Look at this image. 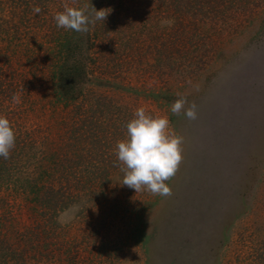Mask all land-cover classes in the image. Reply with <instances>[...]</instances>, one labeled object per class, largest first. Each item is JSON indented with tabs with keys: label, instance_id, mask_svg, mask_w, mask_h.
I'll use <instances>...</instances> for the list:
<instances>
[{
	"label": "rangeland",
	"instance_id": "374dc122",
	"mask_svg": "<svg viewBox=\"0 0 264 264\" xmlns=\"http://www.w3.org/2000/svg\"><path fill=\"white\" fill-rule=\"evenodd\" d=\"M27 3L23 18H0V46L13 44L8 69L19 82L11 108L40 138L31 168L56 161L44 180L65 176L72 186L56 213L30 191L0 186V248L15 255L7 264H264V0L236 18H196L186 34L174 32V18H150L154 0ZM65 3L108 14L87 33L66 30L54 20ZM131 11L138 17L127 18ZM62 38L69 50L58 51ZM60 65L80 66L84 99L61 94ZM177 94L195 102V120L171 113ZM78 103L87 107L90 169L65 146ZM139 106L167 115L183 137L171 196L122 184L115 145Z\"/></svg>",
	"mask_w": 264,
	"mask_h": 264
},
{
	"label": "trees",
	"instance_id": "16d2710c",
	"mask_svg": "<svg viewBox=\"0 0 264 264\" xmlns=\"http://www.w3.org/2000/svg\"><path fill=\"white\" fill-rule=\"evenodd\" d=\"M28 1L29 0H0V18H10V16H7L8 14L12 16L15 15L17 18H23L21 16L27 14L25 10L27 8L25 6L28 4ZM261 1L262 0H160L161 3H159L158 0H154V2L157 3H153V6H151L146 11L149 12L148 15L150 18H174V32H183V34H186L194 31L196 28L195 25L199 24L196 18H236L237 15L241 14V12L247 10L253 11L259 6ZM6 9L7 12H4ZM134 13V11H131V15L127 18H134L135 16L138 17L137 15H134ZM183 18L186 20L185 22H183ZM3 20L4 22L8 21L6 19ZM213 21L216 22L217 20L215 19ZM219 23L221 24L223 21L217 22L216 25L218 26ZM1 29L2 28H0V30ZM5 35V33L0 34L1 42L4 40ZM180 37L183 38V36ZM153 39H156V36H154ZM58 42V51H62L61 47L65 50H69L70 46L67 40L62 38ZM8 45L13 46V44L10 42ZM8 45L5 44L4 46H0V115H5L7 119H9L15 130L16 139L15 146L10 150L8 158L5 159L4 157L0 156V186L6 189L14 190L16 192L18 191L17 193L30 191L34 193L31 195V197L38 206H43L49 212L56 213L66 205L68 202L67 199H70V196H68V191L72 184L65 176L58 178L57 180L53 178L44 180V175L50 173L47 169H50L49 167H51L52 170L54 166H58L56 161H53L55 162L54 166L49 167L43 162L36 161L35 167H32V174L36 173L35 176L30 177V175H28L31 173L29 169H32L30 166L31 158H34L35 154L39 152L38 149H40L36 147L40 138L38 136L37 138L36 136H33V130L26 128L16 115L18 112L11 108L12 104L14 103L12 97L19 82L14 80L15 72L8 69V64L11 59L10 53L7 52V50H10ZM60 67L61 65L57 68L60 69ZM78 68H80L79 65H73L67 68L61 67V70H59L56 78L58 88L61 94L66 97H73L78 93L76 92ZM82 97L84 99L83 95ZM80 103L73 106V115L71 114L72 119L70 121L69 128L67 129L65 146L68 154L71 156L75 155L76 160L80 157V159L86 162L87 168H89L88 166L90 163L88 164V155H91V151H88L87 143H89L91 140L89 139L90 132L88 130V113L87 107ZM42 140L43 138L41 141ZM42 150H40L41 155L43 153ZM79 150L81 156L77 155ZM70 155L65 156L69 159V164L70 161H72V157ZM104 168L106 167L103 165L99 166L101 174L103 173ZM91 170H93V167H91ZM21 175L26 176L21 177ZM41 179H43L42 182L40 181ZM61 180H64V182H61ZM79 183L80 181H77L74 184L77 185ZM83 183H85V181H83ZM80 184H82V182ZM4 229L5 228L0 229V238H2V234L5 233ZM5 250V247L0 248V264H7L9 257L11 259L15 258L14 253L8 251L4 252Z\"/></svg>",
	"mask_w": 264,
	"mask_h": 264
},
{
	"label": "clouds",
	"instance_id": "9594fccd",
	"mask_svg": "<svg viewBox=\"0 0 264 264\" xmlns=\"http://www.w3.org/2000/svg\"><path fill=\"white\" fill-rule=\"evenodd\" d=\"M41 9L34 7L33 12ZM108 11L92 8L88 14V5L74 7L65 3L62 11H57L54 20L57 27L79 33H87L90 24L104 21ZM173 20H163L162 26H171ZM198 90V86H197ZM177 98L170 106L174 115L183 114L189 120L197 118V105L189 102L186 96L177 94ZM14 103H20V97L13 95ZM126 132L115 145V154L123 173L122 184L137 192L148 191L152 195L168 197L172 189L166 183L173 178L183 160V137L170 125L167 115L152 113L146 107H137L126 124ZM15 130L5 115H0V156L8 158L10 150L15 146ZM66 214L58 217V222L65 223ZM70 218V217H69Z\"/></svg>",
	"mask_w": 264,
	"mask_h": 264
}]
</instances>
